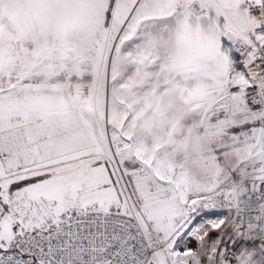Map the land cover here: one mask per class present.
I'll use <instances>...</instances> for the list:
<instances>
[{
  "label": "snow or ice",
  "instance_id": "snow-or-ice-1",
  "mask_svg": "<svg viewBox=\"0 0 264 264\" xmlns=\"http://www.w3.org/2000/svg\"><path fill=\"white\" fill-rule=\"evenodd\" d=\"M0 264H264V0H0Z\"/></svg>",
  "mask_w": 264,
  "mask_h": 264
}]
</instances>
